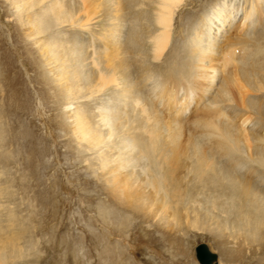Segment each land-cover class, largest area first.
<instances>
[{"label": "bare ground", "instance_id": "6f19581e", "mask_svg": "<svg viewBox=\"0 0 264 264\" xmlns=\"http://www.w3.org/2000/svg\"><path fill=\"white\" fill-rule=\"evenodd\" d=\"M200 1L19 3L37 7L30 37L58 34L36 43L40 79L72 138L95 155L118 215L153 214L223 246L239 241L224 246L229 264H264V0H208L177 30L179 14ZM5 211L0 264H25L37 243Z\"/></svg>", "mask_w": 264, "mask_h": 264}, {"label": "rangeland", "instance_id": "374dc122", "mask_svg": "<svg viewBox=\"0 0 264 264\" xmlns=\"http://www.w3.org/2000/svg\"><path fill=\"white\" fill-rule=\"evenodd\" d=\"M19 1L0 0V117L5 131L0 183L7 196L0 218L9 227L5 209L13 210L14 227L26 230L25 241L37 243V252L32 250L33 258L25 264H198L195 249L202 243L217 254L219 264H229L225 249H236L239 241L228 240L224 247L207 231H181L153 214L121 210L118 215L95 155L72 138L61 114L63 104L40 79L37 65L46 66V59L37 42L50 44L58 34L30 37L29 17L37 7L26 13ZM207 2L184 8L176 29L188 24V14H202ZM260 19L264 24V16ZM257 249L246 247V256L254 257ZM256 257L264 255L257 252Z\"/></svg>", "mask_w": 264, "mask_h": 264}, {"label": "water", "instance_id": "95a60500", "mask_svg": "<svg viewBox=\"0 0 264 264\" xmlns=\"http://www.w3.org/2000/svg\"><path fill=\"white\" fill-rule=\"evenodd\" d=\"M195 253L200 264H217L218 256L210 250L207 244H199Z\"/></svg>", "mask_w": 264, "mask_h": 264}]
</instances>
